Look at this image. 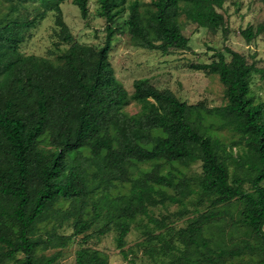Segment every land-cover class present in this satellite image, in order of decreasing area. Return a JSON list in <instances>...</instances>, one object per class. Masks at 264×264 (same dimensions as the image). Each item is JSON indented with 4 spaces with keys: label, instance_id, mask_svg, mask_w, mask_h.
Here are the masks:
<instances>
[{
    "label": "trees",
    "instance_id": "obj_1",
    "mask_svg": "<svg viewBox=\"0 0 264 264\" xmlns=\"http://www.w3.org/2000/svg\"><path fill=\"white\" fill-rule=\"evenodd\" d=\"M42 1L47 8L28 20L0 17V264H52L58 252H38L60 251L92 227L97 235L114 229L122 249L138 217L154 230L167 228L149 207L176 204L184 216L193 199L204 205H195L197 213L185 227L151 235L173 253L172 264H229L225 259L245 253L255 256L251 264H264V102L250 94L252 74L262 76L263 70L224 47L210 62L190 66L218 76L223 105L189 104L146 78L134 79L129 94L109 61L123 0H96L105 21L99 47L74 39L59 5L63 0ZM88 1L70 0L82 19L89 15ZM139 1L127 5V31L147 49L166 54L189 48L180 14L228 34L217 10L225 0H150L152 8L144 13ZM47 9L54 11V60L19 50L23 31ZM239 34L251 42L264 34V21ZM62 44L68 47L60 49ZM130 101L140 106L138 112L122 110ZM222 130L237 139L226 145L218 134ZM196 161L200 173L188 175ZM146 163L150 167L141 168ZM122 184L126 193L119 192ZM221 220L230 230L219 229L212 237L208 229ZM64 223L71 234L47 227ZM169 233L177 244L168 240ZM75 264H108V255L81 246Z\"/></svg>",
    "mask_w": 264,
    "mask_h": 264
},
{
    "label": "rangeland",
    "instance_id": "obj_2",
    "mask_svg": "<svg viewBox=\"0 0 264 264\" xmlns=\"http://www.w3.org/2000/svg\"><path fill=\"white\" fill-rule=\"evenodd\" d=\"M131 0H123L122 11L115 19L114 25L120 31L114 35L109 51V61L114 71V76L122 83L130 94L133 90L132 82L136 78H146L150 84L159 89H170L179 99L189 104L203 102L206 106H217L226 103L224 86L219 81L218 76L213 73L195 70L190 66L196 63H208L212 59L214 51L223 50L229 47L243 54L248 63H255V66L263 70V75L253 73L250 83V94L256 101L264 102V34L254 38L247 43L239 34V30L247 25H256L264 21V1L263 0H225L222 8L217 9L224 16L228 34L223 35L221 30L212 32L206 28L199 27L189 21L184 14L178 16V22L182 33L189 37L188 49H171L163 54L158 50H150L139 41L134 40L127 31V5ZM63 18L70 28L76 41L81 44L99 47L105 38L104 18L97 14L98 4L96 0H89V15L87 19L80 17L79 8L72 4L70 0H63L60 4ZM139 9L142 13L147 8H152L150 0H140ZM14 8V9H12ZM47 7L42 0H0V17L6 20L25 21L37 15ZM56 27L54 25V11L46 10L45 17L35 26L23 31L24 41L20 44L19 50L23 54H34L44 56L54 60L58 54V49L53 46L56 40L54 35ZM68 47L67 44L60 45V49ZM226 60L229 56L225 55ZM140 106L130 101L123 107V111L134 114L138 112ZM219 136L226 145L231 144L237 136L231 135L227 131H219ZM49 148V146L47 147ZM88 155V150H83ZM151 164H142L141 168H149ZM201 171L200 162L192 163L187 169L188 175L199 174ZM119 192H127L128 186L122 184ZM195 205L202 209L203 205L198 200L193 199L188 202L189 212L180 216L176 204L165 203L155 207H149V212L156 218H163L167 221V228L154 230L142 217L136 218L130 226L124 239L122 249L117 247L116 234L114 229L102 235H97L96 228L92 227L85 233L74 236L70 243L59 249H50L38 252L49 256L58 252L57 260L52 264H75V252L79 247H92L108 255V264H172V252H166L161 244L151 238L161 232L168 233V227L177 230L187 225L188 221L196 215ZM219 226V227H216ZM48 228H53L61 234H71L72 227L69 223L62 226L48 224ZM231 226L221 220L211 224L208 233L216 237L219 229L229 231ZM232 230L235 236L236 230ZM89 236L84 240V236ZM153 235V236H154ZM152 236V237H153ZM168 240L177 244L175 237L169 233ZM123 250L127 253L120 252ZM18 257H22L21 254ZM255 259L254 255L247 253L240 257L227 258L229 264H251ZM12 264V262L8 263Z\"/></svg>",
    "mask_w": 264,
    "mask_h": 264
}]
</instances>
